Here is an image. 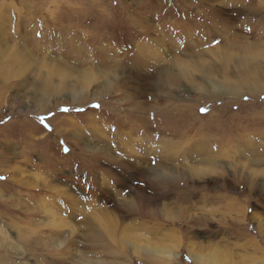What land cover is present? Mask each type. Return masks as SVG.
<instances>
[{
    "label": "rangeland",
    "instance_id": "rangeland-1",
    "mask_svg": "<svg viewBox=\"0 0 264 264\" xmlns=\"http://www.w3.org/2000/svg\"><path fill=\"white\" fill-rule=\"evenodd\" d=\"M0 264H264V0H0Z\"/></svg>",
    "mask_w": 264,
    "mask_h": 264
},
{
    "label": "bare ground",
    "instance_id": "bare-ground-1",
    "mask_svg": "<svg viewBox=\"0 0 264 264\" xmlns=\"http://www.w3.org/2000/svg\"><path fill=\"white\" fill-rule=\"evenodd\" d=\"M140 121H142V119H140ZM163 179H164L163 177H160V178H157V180L155 182H151L154 187H158V189H157L158 192H162V189L160 187L162 185V180ZM140 199L141 200H140L139 206H140L141 209H144L145 208V205H146L145 201L147 200V198H145L144 196H142ZM99 225H101V224H99Z\"/></svg>",
    "mask_w": 264,
    "mask_h": 264
}]
</instances>
